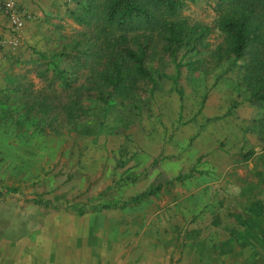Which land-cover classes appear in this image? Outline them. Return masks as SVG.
Segmentation results:
<instances>
[{"label":"rangeland","instance_id":"374dc122","mask_svg":"<svg viewBox=\"0 0 264 264\" xmlns=\"http://www.w3.org/2000/svg\"><path fill=\"white\" fill-rule=\"evenodd\" d=\"M12 1L25 18L15 31L0 11V94L14 78L41 87L35 61L82 28V0ZM181 2L175 19L212 27L207 51L178 64L154 55L156 85L137 108L114 107L87 135L0 122V264H264L260 103L242 60L188 64L211 59L224 38L217 0ZM178 174L188 177L170 182ZM155 184L157 194L120 207Z\"/></svg>","mask_w":264,"mask_h":264},{"label":"trees","instance_id":"16d2710c","mask_svg":"<svg viewBox=\"0 0 264 264\" xmlns=\"http://www.w3.org/2000/svg\"><path fill=\"white\" fill-rule=\"evenodd\" d=\"M181 0H82L74 15L82 26L59 51L40 54L35 76L42 86L22 78L7 82L0 94V122L27 130L95 134L116 106L138 107L141 94L156 85L150 60L163 53L204 54L212 27L175 19ZM215 27L224 38L207 61H188L203 71L230 57L242 60V82L251 101L260 103L256 125L264 126V0H217ZM214 60V61H213ZM212 65V66H211ZM261 128L260 131L262 130ZM188 174H178L181 181ZM164 184L150 185L120 207L140 204ZM39 202V201H37ZM110 208L111 205H104Z\"/></svg>","mask_w":264,"mask_h":264},{"label":"built area","instance_id":"2783aa9c","mask_svg":"<svg viewBox=\"0 0 264 264\" xmlns=\"http://www.w3.org/2000/svg\"><path fill=\"white\" fill-rule=\"evenodd\" d=\"M0 11L7 17L10 27L15 31L20 29L25 18V13L19 5L12 0H4L0 3ZM1 44L2 42L0 41V45Z\"/></svg>","mask_w":264,"mask_h":264},{"label":"crops","instance_id":"0c3cea01","mask_svg":"<svg viewBox=\"0 0 264 264\" xmlns=\"http://www.w3.org/2000/svg\"><path fill=\"white\" fill-rule=\"evenodd\" d=\"M3 21V17L0 15V22H2ZM5 24V23H4ZM7 31V30H6ZM0 32H1V27H0ZM5 32V31H4ZM2 33V32H1ZM0 61H2V59H1V53H0Z\"/></svg>","mask_w":264,"mask_h":264}]
</instances>
